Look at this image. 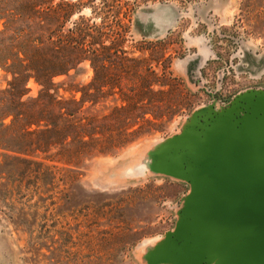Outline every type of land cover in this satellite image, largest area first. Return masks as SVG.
<instances>
[{
	"label": "rangeland",
	"instance_id": "1",
	"mask_svg": "<svg viewBox=\"0 0 264 264\" xmlns=\"http://www.w3.org/2000/svg\"><path fill=\"white\" fill-rule=\"evenodd\" d=\"M50 4L54 9L72 6V19L66 23L60 19L66 31L83 18L109 33L101 47L116 50L122 36L118 49L136 60L127 64L137 65L142 76H151L148 90L154 95L144 98L143 108L158 128L114 156L94 159L78 176L58 173L44 196L47 201L42 203L37 195L35 206L26 210L34 224L32 234L21 232L13 219L1 214L0 264H148L147 254L174 230L191 190L185 180L154 171L159 153L189 128H203L230 110L243 113L245 96L264 91V0H50ZM57 25L54 22L53 28ZM165 75L179 84L182 98L167 93ZM94 78L86 62L81 70L55 79V94L62 100L82 101L86 114H97L114 128L131 124L115 112L128 105L120 86L102 75L97 82ZM11 80L0 68V90ZM126 85L131 82L122 83ZM27 87L30 96L40 90L34 80ZM172 111L179 113L173 116Z\"/></svg>",
	"mask_w": 264,
	"mask_h": 264
},
{
	"label": "trees",
	"instance_id": "2",
	"mask_svg": "<svg viewBox=\"0 0 264 264\" xmlns=\"http://www.w3.org/2000/svg\"><path fill=\"white\" fill-rule=\"evenodd\" d=\"M64 5L54 9L50 0H0V68L12 77L8 88L0 90V215L28 234L34 224L26 210L35 206L37 195L42 203L47 201L44 196L58 173L78 176L89 162L114 156L158 128L143 108L144 98L154 95L148 90L151 76L144 77L137 65L127 64L136 60L118 49L122 36L115 50L101 47L109 33L89 20L80 18L66 31L60 19L66 23L74 13L71 5L70 10L61 9ZM86 62L94 70V82L102 75L120 86L128 105L115 112L131 124L114 128L97 114H86L82 101L56 96L55 79L81 70ZM30 80L40 87L36 96H30ZM124 81L131 86L122 87ZM163 84L169 87L168 94L184 96L175 79L165 75Z\"/></svg>",
	"mask_w": 264,
	"mask_h": 264
},
{
	"label": "water",
	"instance_id": "3",
	"mask_svg": "<svg viewBox=\"0 0 264 264\" xmlns=\"http://www.w3.org/2000/svg\"><path fill=\"white\" fill-rule=\"evenodd\" d=\"M172 138L154 171L191 186L148 264H264V91Z\"/></svg>",
	"mask_w": 264,
	"mask_h": 264
}]
</instances>
